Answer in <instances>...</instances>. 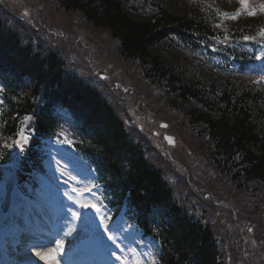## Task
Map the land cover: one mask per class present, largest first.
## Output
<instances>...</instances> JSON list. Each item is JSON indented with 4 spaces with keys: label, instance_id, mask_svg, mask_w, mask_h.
<instances>
[{
    "label": "trees",
    "instance_id": "obj_1",
    "mask_svg": "<svg viewBox=\"0 0 264 264\" xmlns=\"http://www.w3.org/2000/svg\"><path fill=\"white\" fill-rule=\"evenodd\" d=\"M42 2L44 0H41ZM39 3L44 21L65 35L51 52L24 44L8 11L0 2V78L5 84L0 131L11 142L24 116H32L36 141L23 153V165L39 160L37 140L58 136L69 124L55 115V103L71 110L79 132L70 129L74 148L97 169L98 182L109 199H129L140 211L162 224L164 256L161 264H226L214 231L179 207L165 174L155 169L143 147L126 126L130 121L124 97L108 84L107 99L84 80L68 71L64 60L82 52L73 42L83 34L96 44L93 51L102 65H114L132 83L134 94L146 108L147 117L170 124L200 164H188L198 185L222 180V190L243 217L260 226L258 241L264 243V87L227 77L199 59L209 37L223 38L224 29L233 41L255 35L264 27L262 18L242 16L220 21L207 2L190 0H45ZM6 11V12H5ZM63 13L65 25L51 16ZM15 15V14H14ZM60 18V17H59ZM80 23L78 28L75 23ZM99 36V40L97 36ZM102 37L104 39H102ZM107 43H103V41ZM65 46V47H64ZM60 54V56L57 53ZM87 76V75H86ZM85 76V77H86ZM137 91V93H136ZM131 96L127 97L129 100ZM117 107L115 110L114 107ZM125 106V107H124ZM10 149L0 148L2 162ZM198 171V172H197ZM209 187V186H207ZM233 255V254H232Z\"/></svg>",
    "mask_w": 264,
    "mask_h": 264
},
{
    "label": "snow or ice",
    "instance_id": "obj_2",
    "mask_svg": "<svg viewBox=\"0 0 264 264\" xmlns=\"http://www.w3.org/2000/svg\"><path fill=\"white\" fill-rule=\"evenodd\" d=\"M238 3L239 8L233 12L215 10L216 18L220 22L215 23L213 27L220 29L226 20L236 21L242 16L255 17L258 13L264 14V0H259V3H255L254 0H238ZM206 7L210 8V5ZM224 33L223 38L214 36L210 39L215 40L217 44L231 47L232 45L228 43L230 35L226 28ZM242 39L245 42L251 41L259 45L258 54L250 57V59L261 63L250 69V71L258 70L260 74L252 82L256 85H264V27L258 30L257 35H244ZM212 51H217V48L212 46ZM4 93L5 88L0 86V96ZM0 104H3V100H0ZM32 120V116H24L21 121L22 126L16 132L15 138L11 143L5 142L3 144L6 149L15 146L19 150L9 164V171L5 173L10 178L15 177L16 172L23 166L22 154L25 152L26 147L30 146L35 131L34 127L29 125ZM168 139L170 143H173L172 138L169 137ZM57 143L66 144L69 147L74 145V141L63 131L58 133ZM52 159L55 160V157H52ZM55 164L59 176L53 174V176L39 177L41 188L36 193L35 199H29V195L32 193L30 187L22 191L19 185H16L12 189L16 199L29 209L28 215L22 216L25 224H28L29 217L33 216V210L35 215L40 216L43 223L47 224L50 218H44L43 206L51 200L53 191L61 198L56 219L53 221L56 230L47 238L46 243L39 241L29 244L23 250V259L20 264H37V262L62 264V260L63 264H78L75 260L64 259L66 242L74 249L78 246L77 242H79L80 247L90 249L94 253L101 255L107 253L110 258H114L119 264H141L140 261H130L125 251L124 241L129 239L125 233L129 232L131 226L125 227L124 223L109 226L110 216L107 212V206L103 202L100 191L101 185L94 182L95 169L89 165L87 170L74 175L68 171L67 164L62 165L59 160H56ZM88 172L93 175H88ZM61 177H63L62 180ZM52 181H55V185ZM61 184L66 187L60 188L59 185ZM64 200L68 203H64ZM17 231L18 235L26 234L29 237L37 235V232L31 226ZM69 237H72V240L68 241L67 238ZM131 251L134 252L135 250L132 249ZM153 264H155L154 261Z\"/></svg>",
    "mask_w": 264,
    "mask_h": 264
},
{
    "label": "rangeland",
    "instance_id": "obj_3",
    "mask_svg": "<svg viewBox=\"0 0 264 264\" xmlns=\"http://www.w3.org/2000/svg\"><path fill=\"white\" fill-rule=\"evenodd\" d=\"M28 3H27V2ZM26 1H24V2H22V1H18V0H12L10 3H9V5L10 6H8V5H6V9L7 10H9L10 12H11V10L10 9H12V10H18L19 12H22V13H27V18H29V17H31L32 16V12L31 11H29L27 8H30L29 7V5H31V3L32 4H34L35 5V3H43V4H45L44 2H45V0L42 2L41 0H26ZM225 0H211V4H212V7L214 8V10L215 9H218V10H221V8L222 7H224L225 6ZM11 7V8H10ZM40 9V11L41 12H43V13H45L46 11H44V10H42L41 9V6L40 5H36L35 6V8H31V10L33 11V12H35V15H34V17H33V21H37L38 22V24H44L45 26L44 27H47V25H51L52 23H54V22H47V24L44 22V21H46L45 19L46 18H42L41 16H39V15H37V11ZM1 16V15H0ZM63 16L66 18V19H69V18H72V16L71 17H67V16H65L63 13H58V14H56V15H52L51 16V18H52V20H54L55 22H58V23H56V24H61V25H65V22L66 21H64V22H59V21H61V19L62 20H64V18H63ZM60 17V18H59ZM16 18V16L15 15H13V19H7L8 20V22H9V25H11V26H13L14 25V19ZM70 20V19H69ZM76 25H77V27L78 28H81V25H80V23L77 21V23H75ZM41 27H43L42 25H41ZM25 34L24 33H22V36H24ZM99 36H101V35H99ZM50 46H49V44H42V52H45V53H48L47 51L48 50H50V48H49ZM70 60V58L68 59V61ZM68 71L69 72H71V73H74V76H78L81 80H85L87 83H89V81H88V79L86 80V77L85 76H83V77H85V78H83L82 77V74H80L78 71H75L73 68H68ZM90 85H92V87L95 89H101V88H103V85H99V83L96 81V80H92V81H90V83H89ZM104 97L105 98H107V99H112L110 96H108V95H104ZM134 118L137 120V121H139V118L138 117H136L135 115H134ZM158 127V126H157ZM130 134L132 135V137H133V139H135V140H137L136 138H135V136H134V134H133V132H130ZM181 144L180 143H178L177 144V146L175 147V148H173V149H176L177 147H179ZM62 148H64V147H66V144H62V146H61ZM185 149L184 148H178V149H176V150H172V151H170V157L173 159V160H178L181 164H183L182 163V160H181V158H180V156L178 155V151H184ZM52 157H55V160L56 159H59L61 162H62V164H67L68 166H69V162L71 161V160H73L74 161V159L73 158H70V156L69 155H67V153H60L59 151H53V153H52V156L50 157V159H49V165H47V168H49L50 170H52V171H54V170H56V164H54V161L55 160H53L52 159ZM159 159V155H157V160ZM149 160L150 161H152V163H154L155 161H154V157H153V155L149 158ZM167 160L170 162V159L169 158H167ZM75 162V161H74ZM2 168V167H1ZM68 171H70V169L68 168ZM8 171H6V173H7ZM71 172V171H70ZM176 199L178 200V199H182V197L181 196H179L178 194L176 195ZM26 210V209H25ZM22 214H24L25 216H27L28 215V211L27 212H22ZM21 214V215H22ZM75 235V234H74ZM70 240H72V237H69L68 238V241H70ZM77 244H78V242H77ZM69 247V248H68ZM66 248L69 250L70 248H72L71 247V245L70 244H68L67 242H66ZM65 248V249H66Z\"/></svg>",
    "mask_w": 264,
    "mask_h": 264
},
{
    "label": "bare ground",
    "instance_id": "obj_4",
    "mask_svg": "<svg viewBox=\"0 0 264 264\" xmlns=\"http://www.w3.org/2000/svg\"><path fill=\"white\" fill-rule=\"evenodd\" d=\"M41 236H45V241H43V242H47L46 240H47V238L50 236V234L49 233H45V234H43V235H41ZM40 239V238H39ZM34 242H39V241H35L34 240ZM33 242V243H34ZM17 259L18 260H22L23 259V254L22 253H18L17 254ZM94 258V254L93 253H86L85 255H83L82 257H81V259H82V261L80 262V264H86V263H92V259ZM33 259H35V258H33ZM37 264H42V262H37Z\"/></svg>",
    "mask_w": 264,
    "mask_h": 264
}]
</instances>
